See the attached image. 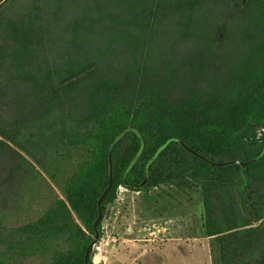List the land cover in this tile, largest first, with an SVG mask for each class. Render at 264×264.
Returning a JSON list of instances; mask_svg holds the SVG:
<instances>
[{"label": "trees", "instance_id": "16d2710c", "mask_svg": "<svg viewBox=\"0 0 264 264\" xmlns=\"http://www.w3.org/2000/svg\"><path fill=\"white\" fill-rule=\"evenodd\" d=\"M8 1L0 0V10ZM120 1L131 17L127 24L138 33L135 47L142 35L162 24L164 16L158 11L163 5L173 1L174 12L186 19L188 29L205 0ZM223 2L242 7L231 16L238 17L249 47L240 67L217 83L200 88L188 81L183 96L175 98L166 90L168 81L144 80L142 67H136L133 77L129 73L116 81L97 75L96 60H69L31 83L35 116L27 123L21 118L4 123L0 115V156L6 151L22 158L25 154L41 173L33 170L47 182L44 174L61 195L49 185L55 197L33 222L8 228L0 220V264H85V251L94 240L97 202L109 182L110 151L113 185L103 197L102 215L119 187L142 192L160 185L179 189L190 182L201 196L205 236L216 245L213 264H264V0ZM38 13L37 4L32 5L26 21L6 20L3 25L10 41L5 59L23 76L31 72L27 63ZM73 30L84 35L87 29L75 23ZM117 107L124 116L112 114ZM143 108L157 119L167 117L175 127L131 125L127 119ZM204 128L220 133L209 139L198 132ZM135 132L144 147L129 168L140 148ZM163 145L148 168L146 184L138 188L146 163ZM214 162L228 164L215 167Z\"/></svg>", "mask_w": 264, "mask_h": 264}, {"label": "rangeland", "instance_id": "374dc122", "mask_svg": "<svg viewBox=\"0 0 264 264\" xmlns=\"http://www.w3.org/2000/svg\"><path fill=\"white\" fill-rule=\"evenodd\" d=\"M60 1L9 0L0 10V115L4 123L21 118L25 124L35 116L31 113L35 96L31 83L65 67L69 60H96L97 75L116 81L129 73L133 77L136 67H142L144 80L168 81L167 92L178 98L188 81L202 88L234 72L249 47L239 32L242 25L238 17L231 16L242 7L223 0L203 1L199 16L188 29L186 19L174 12L173 1L163 5L158 11L164 16L162 24L142 35L135 47L138 33L127 24L131 17L124 2ZM35 4L39 13L27 63L31 72L23 76L5 59L10 41L3 25L6 20L26 21ZM75 23L86 28L82 32L86 34H74ZM112 114L124 116L123 108L117 107ZM155 117L143 108L127 120L137 127H175L167 117ZM198 132L213 139L220 130L204 128ZM21 155L23 158L6 151L0 156V220L8 228L33 222L43 214L55 197L49 185L61 196L44 174L47 182L33 170L40 171L36 164ZM203 222L201 196L190 182L179 189L160 185L142 192L119 187L116 200L103 211L101 251H91V264H213L216 245L205 236Z\"/></svg>", "mask_w": 264, "mask_h": 264}, {"label": "water", "instance_id": "95a60500", "mask_svg": "<svg viewBox=\"0 0 264 264\" xmlns=\"http://www.w3.org/2000/svg\"><path fill=\"white\" fill-rule=\"evenodd\" d=\"M135 134L137 135V137L140 139V135L138 132H135ZM120 137L116 138L114 142H117L119 140ZM173 142H176L180 145L183 146V148L188 151L190 154L196 156V157H201L198 153L190 150L188 147H186L181 141L179 140H176V139H173ZM143 147H144V142L143 140L140 139V148H139V151L137 152V154L134 156V158L132 159L130 165H129V168L131 166H133V164L135 163V161L137 160V158L141 155L142 151H143ZM165 148V145H163L162 147H160L155 155L149 159V161L146 163L145 165V177H144V181L138 185V188H142L147 180H148V168L149 166L151 165V163L154 161L155 157ZM240 165H242L243 168L246 167V164H242L241 162H236ZM228 163L227 162H214L212 163L213 166L215 167H223L225 165H227ZM109 172H108V175H109V182H108V185H107V188L106 190L104 191V193L102 194V196L98 199V202H97V209H98V217L96 219V221L94 222L93 224V229H94V240L92 241V243L90 245H88L86 251H85V256H84V262L85 264H89V260H90V254H91V250H92V247L97 243V241L99 240L100 238V232L97 230V225L98 223L101 221L102 219V208H101V205H102V200H103V197L105 196V194L111 189L112 185H113V164H112V161H111V151L109 153Z\"/></svg>", "mask_w": 264, "mask_h": 264}, {"label": "built area", "instance_id": "2783aa9c", "mask_svg": "<svg viewBox=\"0 0 264 264\" xmlns=\"http://www.w3.org/2000/svg\"><path fill=\"white\" fill-rule=\"evenodd\" d=\"M103 240H98L97 243L92 247V253H98L101 251Z\"/></svg>", "mask_w": 264, "mask_h": 264}, {"label": "flooded vegetation", "instance_id": "af4514ba", "mask_svg": "<svg viewBox=\"0 0 264 264\" xmlns=\"http://www.w3.org/2000/svg\"><path fill=\"white\" fill-rule=\"evenodd\" d=\"M221 36V35H220Z\"/></svg>", "mask_w": 264, "mask_h": 264}]
</instances>
